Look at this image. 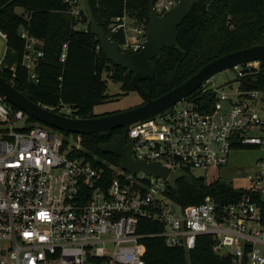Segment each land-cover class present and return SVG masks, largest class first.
Returning <instances> with one entry per match:
<instances>
[{
    "label": "built area",
    "instance_id": "1",
    "mask_svg": "<svg viewBox=\"0 0 264 264\" xmlns=\"http://www.w3.org/2000/svg\"><path fill=\"white\" fill-rule=\"evenodd\" d=\"M64 2L75 28L88 30L84 0ZM126 2L108 25L118 42L109 36L121 50L139 52L149 14L138 17ZM178 2L153 0V8L161 16ZM19 35L21 63L37 80L43 43L25 25ZM67 49L65 43L62 60ZM259 66L257 61L242 65L231 94L216 93L204 104L187 98L170 112L129 126L136 160L158 162L172 173L194 175L198 169L197 176L208 183L219 179L214 170L226 166L234 151H262L248 186L237 187L244 189L241 196L229 201L207 196L187 206L172 198L165 178L118 165L109 166L107 174L106 167L77 154L82 135L76 145L66 143L55 128L28 121L29 115L0 93V264H146L145 238L159 237L168 247L190 251L199 235H210L213 251L233 264H264V90L240 80L245 68L257 72ZM50 108L79 117L68 105ZM144 220L163 228L142 233Z\"/></svg>",
    "mask_w": 264,
    "mask_h": 264
},
{
    "label": "trees",
    "instance_id": "2",
    "mask_svg": "<svg viewBox=\"0 0 264 264\" xmlns=\"http://www.w3.org/2000/svg\"><path fill=\"white\" fill-rule=\"evenodd\" d=\"M126 1L128 8L138 17L148 16V0ZM124 2L90 0L97 21L110 35L109 22L112 17L122 14ZM17 8H21L22 12H17ZM22 25L27 26L43 43V56L35 68L37 80L30 78L21 63L24 41L19 35V28ZM74 25L75 21L68 14L64 0H0V31L7 40L0 74L35 102L48 107L68 105L75 115L83 118L100 116L94 112V108L109 96L105 73L109 72L110 78L120 82L124 92L137 89L133 87L132 75L128 74L127 69L107 59L91 27L84 30ZM113 38L116 40L115 36ZM65 43L68 49L62 60ZM178 44L181 49L163 48L162 56L152 59L155 75L141 81L142 87L152 98L181 84L220 56L264 44V0H202L196 3L178 26ZM111 67L114 69L112 72ZM245 70L247 74L244 82L251 88L264 90L263 64L260 63L257 72L254 68ZM241 86L247 88L244 84ZM205 87L203 85L198 88L188 99L198 98L199 104L213 101L216 91H204ZM28 121L40 122L31 116H28ZM123 130L116 128L108 136L99 133L82 135V148L77 154L98 162L110 174L112 171L109 166L118 165L120 158L102 152L100 146L110 141L113 134L122 133ZM95 156L103 158L107 163L96 160ZM177 188L170 187V195L184 206L199 204L207 196L217 201H229L244 193V189L219 179L208 183L203 176L186 173L178 180ZM143 225L146 226L139 228L142 233L163 228L151 220H144ZM144 241L146 264H233L230 257L213 251L210 235H199L196 247L190 251L168 247L159 237L145 238Z\"/></svg>",
    "mask_w": 264,
    "mask_h": 264
},
{
    "label": "water",
    "instance_id": "3",
    "mask_svg": "<svg viewBox=\"0 0 264 264\" xmlns=\"http://www.w3.org/2000/svg\"><path fill=\"white\" fill-rule=\"evenodd\" d=\"M201 1L179 0L177 5L160 16L153 8V0H148L150 22L144 47L139 52L130 53L120 49L118 44L97 21L90 0H84L91 32L96 35V40L100 43L107 59L117 66L127 69L128 74L132 75L131 83L133 87L144 97V102L140 105L91 118L70 117L33 101L1 74L0 93L7 101L22 109L29 116L62 131L80 135L99 133L102 136H108L112 134L114 129L123 128L122 133L113 134L110 141L101 144V151L114 154L120 158L118 170H127L134 173L144 172L165 178L171 187L177 190V182L184 176V173H172L158 162L136 160L132 156L133 143L128 142L127 138L129 126L137 121L151 120L172 111L175 104L187 99L194 91L208 83L213 76L223 70L256 61L264 66V44L252 45L210 61L187 80L156 98L149 95L142 87L141 81L150 79L155 75V66L152 59L161 57L163 48L176 47L181 49L178 44V26L193 6ZM240 80L244 82L243 78H240ZM197 100L198 98L191 99L193 102Z\"/></svg>",
    "mask_w": 264,
    "mask_h": 264
},
{
    "label": "rangeland",
    "instance_id": "4",
    "mask_svg": "<svg viewBox=\"0 0 264 264\" xmlns=\"http://www.w3.org/2000/svg\"><path fill=\"white\" fill-rule=\"evenodd\" d=\"M16 10L19 13L22 12L21 8H17ZM230 27H233V25H230ZM241 67L242 65L236 68H229L216 74L205 84L206 90L216 91L217 94H220L223 91L231 94L239 85L238 72ZM110 69V72L114 71L113 67ZM108 73L109 72L104 74V78L107 80V93L109 96L105 102L95 106V113L99 115L116 113L143 103L144 97L138 90L124 92L122 84L120 82H115L109 77ZM260 117L263 116L260 114ZM54 132L64 139L66 143L76 145V133L66 132L59 129L54 130ZM261 155L262 151L259 148H244L236 150L232 153L228 164L219 169H215L212 176L215 177L216 174H218L221 181L234 187L248 186L247 176L256 170V160ZM95 159L107 163L106 160L98 156H95ZM192 173L197 176L202 173V171L196 169L193 170Z\"/></svg>",
    "mask_w": 264,
    "mask_h": 264
},
{
    "label": "crops",
    "instance_id": "5",
    "mask_svg": "<svg viewBox=\"0 0 264 264\" xmlns=\"http://www.w3.org/2000/svg\"><path fill=\"white\" fill-rule=\"evenodd\" d=\"M7 49V40L5 34L0 31V63L4 58Z\"/></svg>",
    "mask_w": 264,
    "mask_h": 264
}]
</instances>
